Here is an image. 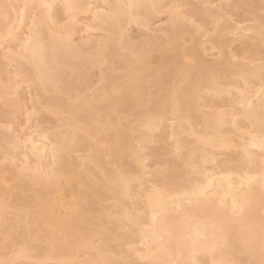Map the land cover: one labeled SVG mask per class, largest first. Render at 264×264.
I'll return each instance as SVG.
<instances>
[{
  "label": "bare ground",
  "instance_id": "bare-ground-1",
  "mask_svg": "<svg viewBox=\"0 0 264 264\" xmlns=\"http://www.w3.org/2000/svg\"><path fill=\"white\" fill-rule=\"evenodd\" d=\"M159 1L0 0V47L6 59L0 61V121L5 123L0 160L8 163L0 161V241L11 243L9 252L0 254V264H124L123 257L131 258L129 264H238V251L245 253L246 264L264 263V213L258 215L264 211V62L259 57L260 62L252 63L245 55L248 63L234 60L235 51L264 53L249 41L264 42V22H237L233 40L242 47L232 54L221 50L226 47L220 42L226 25H217L218 36L207 49L211 56L217 54L216 47L226 54L208 63L206 54L192 44L206 20L200 18V9L183 11L180 6L187 0H169L165 29L155 35L163 26L159 22L149 28V14L159 9ZM81 13L85 20L78 19ZM195 19L200 23L194 25ZM130 23L147 27L148 38L134 45L125 29ZM98 31L106 35L96 36ZM124 48L128 54L121 52ZM107 59L117 61L128 84L102 93L109 101L99 115L92 96L79 98L68 89L74 85L78 90L81 83L72 80L77 61L98 65ZM177 59L183 62L178 65ZM152 64L159 68L149 71ZM3 65L11 71L2 73ZM85 71L77 78H86ZM22 84L28 103L18 94ZM32 87L54 93L51 110L61 133L50 136L38 126L40 96ZM203 92L209 96L202 98ZM63 94L66 103L61 102ZM222 95L230 98V107L215 100ZM146 98L151 104L139 108ZM120 112L134 114L135 124L124 121ZM18 115L25 118L24 126ZM154 140L169 144L174 160L189 166L194 176L180 173L176 162L167 163L164 173L149 170L148 158L158 151L142 144ZM63 151L83 153L72 156L74 171L58 167ZM223 151L235 153L241 166L218 163ZM127 155L135 160L133 173L124 163ZM178 178L181 183H167ZM26 191L36 210L10 215L16 203L26 202ZM90 193L114 197L122 208L112 218L124 228L129 223V232L135 226V232L115 233L117 223L98 231L86 227L99 219L94 213L85 217L92 209ZM81 200L88 206H80ZM96 232L117 239L116 247L108 241L94 244ZM40 237L43 247L36 244ZM72 247L82 251L73 252Z\"/></svg>",
  "mask_w": 264,
  "mask_h": 264
},
{
  "label": "rangeland",
  "instance_id": "rangeland-1",
  "mask_svg": "<svg viewBox=\"0 0 264 264\" xmlns=\"http://www.w3.org/2000/svg\"><path fill=\"white\" fill-rule=\"evenodd\" d=\"M159 2H160V5H161L160 6L161 8L159 7V9L157 11H153V12H151L149 14V18L150 19H149V24H148L149 28L150 27H155L156 24H158L159 22L162 24V26H163L162 30H160L159 32L158 31L153 32V34L156 33L157 35L163 33V31L165 29L164 28L165 25H166L165 23H166V20L168 18V7L167 6L169 4V0H160ZM187 2L188 3L185 6L183 5L184 7L180 6L181 10L184 11L185 9L191 8V6L192 7H198L200 9V12H201L200 18L203 17L204 19H206L204 22H202L203 19L201 20V22L203 23V25H202L203 27H200L198 29V32L195 33L194 38H193L194 40L192 41V44L194 45V48H196L195 50L198 53H199V51H201L200 54L203 53V52L206 54L207 57H205L206 60L204 62L208 61V63H209L211 60L215 61L216 59H220L219 56L221 54H223V53L226 54V52H223V53L221 52L220 53L218 48L216 47L215 51L217 50L216 51L217 54H214L213 56H211L210 55L211 50L207 49L212 44V42H211L212 39H215V38H217L216 36H218V33H217L218 32L217 31L218 26H220V25L221 26H224V25L227 26V27L224 26V31H223L222 35L220 36L221 38H224L225 40L224 39H222V40L220 39L221 41L220 40L219 41L220 42H224L225 41L224 44H225L226 47H224V45H223V48H221V50L223 49L222 51H224V49H225V51L227 50V51H229L232 54L233 51H235L236 49H240L242 47L241 42H236V41L233 40L235 38V34L233 32L234 31V29H233L234 27L233 26H235V24L237 22H240L242 25H247V26L248 25L249 26H254V25H258V24L262 25L263 22H264V0H187ZM85 16L86 15L84 13L78 14V19L85 20ZM258 17H259V19H258ZM82 18H84V19H82ZM261 18H262V20H261ZM197 19L194 20V23H193L194 25L200 23L199 20H197ZM240 20H242V21H240ZM186 22H187V20H186ZM228 25H229V27H228ZM216 26H217V28H216ZM125 29H126V32L129 35V37L131 38L130 41L133 42L134 45L138 44L139 41L142 42L143 40L145 41L148 38L146 36V34H144L146 32V30H147V27H144V26H141V25H138V24L130 23L129 25H126ZM95 34H96V36L100 35V37H101V35H106V31H102V33L98 31V32H95ZM214 35H215V37H214ZM249 41L253 42L252 45H255V47L257 46L256 49H258V47H260V49L264 50V42L261 43L260 40H257V39L256 40H253V39L250 40L249 39ZM170 43H168V46L172 45V43L171 44ZM249 44H250V42H249ZM155 47L156 46H151V47H149V50L150 51L153 50L154 52H152V53L157 54L156 56H160L158 54V52H157L158 48L157 47L155 48ZM121 52L124 53V54H128L129 53V49L127 50L126 48H124L123 50H121ZM262 52H264V51H262ZM230 53H229V55H230ZM2 54H3V50L0 47V55L2 56ZM235 54L237 56H236V59L234 58V60H237V61H240V62L242 61L243 63H248L249 61L243 59L244 56H242V55H245L246 59H249V58L252 59L253 60L252 63H258L260 61L264 62V58H263L264 56L263 57L261 56L262 53L261 54L260 53L259 54H254V53L251 54L249 52H247V53L245 52V54H242L241 52L236 53V51H235ZM262 55H264V53ZM1 56H0V61L6 62V59H4L3 56H2L3 57L2 58ZM240 57H242V58H240ZM259 57H261L260 59H262L263 61L260 60V59H259L260 60L259 61L258 60ZM172 61H174V60L172 59ZM177 61L178 62L181 61V63L183 62L181 59H177ZM229 61H231V60H229ZM204 62H202V63H204ZM181 63L179 62L178 65H180ZM162 64H164V62ZM167 65L173 67L174 63H169ZM158 66L159 65H155V64L153 65L152 64L150 66L149 71H151V69L153 70L154 68H156V69L159 68ZM2 67H4V65ZM83 68H85V70H86L85 73L88 76H86V78L78 79L77 76H78V74L82 73V69ZM4 69H7V66L2 68V70H3L2 73H5L8 69L10 70L12 68H8L7 70H4ZM102 72L105 75V78H101V73ZM121 72H123V69L119 68L118 63H117V61H115V59H107L105 62H103L102 64H98V65L97 64H90V63H86L85 65H83L82 62L77 61L76 66L74 67L73 71H71L72 80H74V83L76 81H78V80L81 83H80V86H78V90H74V87H73L74 85L70 86V88L68 89V93L71 94V95L78 94L79 98H85L87 96H92L93 99H94V104H95L96 108L99 110V111L97 110L98 113L97 112L96 113L101 115L105 111L103 108L108 104V101H109L108 98H104V96H103L104 94H102V93H104V91L105 92L109 91L110 87H112L113 85H119L120 84V85L126 86L128 84V80L123 78V76H122L124 72L122 73V75H121ZM263 77H264V75H263ZM173 78L177 79L176 73L173 75ZM227 80L230 81V83L232 81H234V79L232 80V79H228V78H227ZM252 80H253V78H252ZM252 80L250 79L251 82H252ZM256 80L254 79L255 82H256ZM72 83H73V81H72ZM32 88H35V87H32ZM32 88H31V91L36 93L38 97L40 96L39 97L40 102H39V105H38V108H39L38 120L40 118H42V117L43 118L40 119L39 121L37 120V123H39L38 126L40 125L41 129L45 130L46 133H48L50 136L52 134H55V133H57V134L61 133V131H63V127L60 124V122L57 121V119H56L57 115H55L52 112V110H51L52 109L51 102L55 98L54 97V93L51 90L50 91H42V90L37 89V88H35V89H32ZM26 90L27 89L22 84V86H20L19 89H18V94L20 93L22 95V97L24 96L23 97L24 100L26 101V103H28L29 100H30V97L27 94ZM201 96H202V98H206V97L209 96V94H206L205 92H203ZM222 96H223V98H222ZM222 96H221L222 100L220 98H218V97H216V99L215 98L214 99L218 100L219 102H221V104H223L224 106L230 107V105L228 104L229 103L228 101H229L230 98L228 96H224V95H222ZM61 102L62 103H66L67 102L66 96L64 94L61 96ZM45 104H48V107H46L44 109L43 106ZM148 104H151V102L148 101V99L146 98L145 100H143L141 102L139 108L144 109V108H146L148 106ZM7 109L12 110L11 108H7ZM203 109H204V107H203ZM100 110H102V112ZM97 114H95V115L97 116ZM60 115L62 117H66L65 114H60ZM113 116H115V114L114 115L112 114V117ZM119 116L120 117H124V121H127L128 123L130 122L129 123L130 125H134L135 122H136L135 121L136 120V116L134 114H131V113L129 114L127 112L126 113L125 112H120ZM18 118H20V120H18V123H20V125L23 124L21 126H24L25 125V123H24L25 122V118L23 116L19 117V115H18ZM3 122L4 121H0V129L2 127H4L3 124H5V123H3ZM166 123L167 122H164L162 125L164 126ZM20 127H17L16 130L18 131ZM3 131H5V129ZM188 138L190 139L191 137H188ZM133 143H134L133 145H135V144L137 145V143H135V142H133ZM138 143H139L138 145H140V142H138ZM142 145H144L145 148L152 147V148H155L156 151H158L157 155H153V156H150L148 158L147 165L149 166V170L150 169H152V170L161 169L163 171L164 168L166 167L167 163H169V164H173L174 163L175 164V162H176L177 167H178V171L180 173H181V171L183 173L185 172L184 173L185 176L186 177H190V178H191V176H194V173H192V170H191V168L189 166H187L185 163L183 165V162H181L179 160L175 161L177 159L171 153L170 148H169L170 147L169 144H167L165 142L163 143V142H158V141L154 140V142L152 144L148 145V146H147V143H144ZM20 150L18 149V152L16 154V156L18 158L20 157L19 156L20 155L19 154ZM63 153H64V155H63ZM63 153H62L63 157L61 158V160H59L58 167H60L62 171H65L63 169H66V171H67V169L68 170L70 169V171L73 169V171H74V169L77 167L76 165H75L76 167H74L75 163L72 162L75 159L74 156L76 157L77 154L81 155L83 153L80 154V152L77 153V151H74V152L73 151L72 152L63 151ZM79 155H77V156H79ZM72 156H73L74 159L72 158ZM131 157L127 155V157H125L123 160H124V163L126 162L125 163L126 165L128 163V166H126L128 172L131 171V173H133L132 171H135V170H132L131 168L133 167V169L134 168L136 169L137 166H136L135 160H133V157L132 158ZM219 158L220 159L218 160V163H220V161H221V164L226 165V167L235 169L238 166L239 167L241 166L240 159H238L235 156V153L233 154V152H231V151H223L222 154L219 155ZM222 160H224V161H222ZM0 161L6 162V164L4 163V166L8 165L6 160H0ZM3 162H1V163H3ZM1 163H0V165L3 166V164H1ZM210 165H211V163L210 164L208 163L207 166L210 167ZM11 168L15 170L16 167L14 165H11ZM79 168L83 169V166L78 167V169H76L75 171L76 172H78L77 170L80 171ZM17 169L18 168H16V170ZM164 172H165V170L163 171V173ZM151 177L152 178H150V175H149V178L152 180L154 178V176H151ZM156 177H159V176H156ZM173 180H170V181L168 180L167 183L175 185V184L181 183V181H182V179H179V178L174 180V181ZM133 184H136V183H133ZM17 190H19V189H17ZM22 194L25 195V197H26L25 200L27 199L26 202L25 203L23 202L24 204L16 203L13 210L15 212H17V211L18 212L15 213L13 210H11L12 212L10 213V215L18 214L19 211H24V210H25L24 212H28V213H30V212L32 213V212H34L36 210V208H35L36 207V203L35 202H30V200H29V197L31 195L30 192L26 191L25 193L23 192ZM90 195H91V199L90 200H91L92 204L89 203V202L88 203H89V206L92 209L90 210L91 213L90 212L87 213L85 215V217L86 216L91 217L90 214L94 213V214H97V216H95V215H93V216L99 218L100 220L98 219L95 222L92 220V222L90 224L85 225L86 227L89 226V229L98 231V229H100L102 227V225L104 227H106V228H109V227L114 226L117 223V224H119L118 225L119 228L116 229L115 233L118 232V234L121 235V234H123V232L126 233L127 232L126 230H128L127 234H129L131 231L135 232L134 231L136 229L135 226L132 228V230L130 229L131 231L129 232V229L126 228L127 225H129V223L125 224L126 227L124 228V224L122 225L120 221H117L116 219H115L116 220L115 221L112 218L113 215L116 214L117 212L120 213V210L122 208V205L119 202H117L114 197H112L110 195H107V194H105V195H107L106 197H105V195H97V194H94V196H93V193L92 194L90 193L89 196ZM6 198H7V196L5 195L3 199L5 201H7L8 199L6 200ZM80 202H81V204H80ZM80 202H79L80 206L81 205H82V207L83 206L84 207L88 206V204L84 200H81ZM97 211H98V213L100 212L102 216L99 215V217H98ZM63 212L65 213V216H66L67 215L66 211H63ZM263 213H264V211H259L258 215L261 216ZM88 217H86V218L88 219ZM97 218H95V219H97ZM120 225H122L123 227H120ZM19 231H20V229H19ZM100 237H101V239H100ZM15 238H18V236H15ZM40 238L42 239V237H40ZM41 239L40 240L38 239L37 240L38 242L36 241V244H37L38 247H43V246L46 245L45 240L44 239L41 240ZM91 239L93 240L94 244H99V243L101 244L104 241H108L106 243H110L109 245H111V247L113 246V248H114V246L116 247V245H117V239L113 240V239L110 238L109 235L108 236H106V234L105 235H103V234L101 235L98 232H96L94 235H92ZM134 239H135V237H134ZM135 241H133V244H134ZM2 242H4V243L2 244ZM130 245H124L123 247L126 249V247L130 246ZM132 245H131V247H132ZM10 246H11V243L6 241V240L0 241V254L1 255H5V253H8L9 250H10ZM139 246L140 245L135 246V247H139ZM132 248H134V247H132ZM74 249H77V250H74ZM71 250H73V252H76V253H78L79 251L80 252L82 251V249L78 248V247H76V248L72 247ZM235 255L239 259L238 260V264H240V263L241 264H246L245 262H246L247 259L245 258V253H241L240 251H238ZM79 258H80V256H79ZM128 258L131 260L130 257H127V258L123 257L122 259H124V260H122L120 258V260H122L120 262L124 261L123 262L124 264L131 263V261ZM28 262L26 260L25 261L22 260V263H21V261H19L20 264H28ZM30 262H31L30 264H38L37 262H34V261L33 262L30 261ZM140 262H142L141 264H145L146 263L143 260H141V261L138 260L137 263L140 264Z\"/></svg>",
  "mask_w": 264,
  "mask_h": 264
},
{
  "label": "snow or ice",
  "instance_id": "snow-or-ice-1",
  "mask_svg": "<svg viewBox=\"0 0 264 264\" xmlns=\"http://www.w3.org/2000/svg\"><path fill=\"white\" fill-rule=\"evenodd\" d=\"M70 7V6H69ZM235 207V206H234ZM262 227H264V223H262Z\"/></svg>",
  "mask_w": 264,
  "mask_h": 264
}]
</instances>
